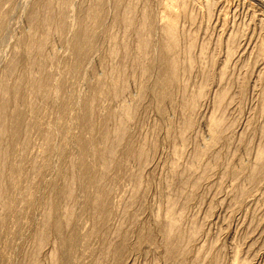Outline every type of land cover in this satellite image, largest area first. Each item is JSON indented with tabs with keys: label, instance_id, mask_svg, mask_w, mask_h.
<instances>
[{
	"label": "rangeland",
	"instance_id": "374dc122",
	"mask_svg": "<svg viewBox=\"0 0 264 264\" xmlns=\"http://www.w3.org/2000/svg\"><path fill=\"white\" fill-rule=\"evenodd\" d=\"M11 1L13 3L10 0H0L1 13L8 16V22L0 28V83L12 61L22 58L24 47L20 41L29 34L30 23L27 18L36 9L33 6H36L37 0ZM73 1V4L78 5L74 4V9L69 10L68 16L70 24H73L71 27L75 28L74 21L79 16L77 6H89L93 0ZM180 2L182 3L181 0H123L114 8V2L110 0L108 23L105 26L107 29L101 33L102 41L96 49L98 51L94 52V58L98 62L101 57H106L105 67L87 64L85 73L74 78L63 72L61 61L56 60L55 66H48L49 71L46 69V72L51 75L53 88L55 90L60 86V91L57 97L56 93L47 102L38 99L36 106H40L37 109L39 113L26 118L28 130L24 139L28 141V149L14 155V159L18 156L15 163L22 162L23 167V172L18 175L20 178L16 177L15 182L22 181L16 182L14 191L12 187V192L9 190L7 193V198L10 196L12 200L5 197L0 201V264H31V260L32 264H52V254L55 252H60L59 257L62 255L58 264H264V175L261 174L257 184L247 181L251 168L256 165V154L264 147V0H187L184 8L179 5ZM129 5L135 8V18L131 22V33L123 37L124 25L113 27L112 24L115 15L122 16ZM144 11L153 15L156 36L154 38L153 34L150 39L154 45L159 47L158 42L162 39L160 29L168 22L175 21L179 37L174 54L179 58L181 72H184L180 75L181 80L179 78L182 85L178 83L180 86L174 88V105L163 110L164 114H161L162 111L155 103L153 93L148 92L157 72L152 70L154 74L148 77V81L140 71L133 69L131 59L123 57L124 42L121 41L124 38L132 54L136 53L137 38L134 30ZM163 17L166 18L165 21ZM111 32L119 38L114 46L119 50L118 56L114 59L108 57V51L112 48L109 41ZM51 45L57 55L65 49V45L59 42L54 41ZM49 53L53 57L52 51ZM189 60L193 63V69L185 68ZM118 65H121L126 74V81H120L119 84H126L127 87L122 88L127 89L122 91L124 96L121 93L120 97H101L97 101L94 127L102 130L107 126V131L113 134L118 115L112 116L114 119L109 116L108 119L109 113L118 114L124 101V104L137 106L134 118L127 125V142L124 141L120 148L121 153L118 151V161H122V153L129 147L130 150L132 147H136L134 150L145 148L143 150L149 156L142 162L129 160L114 173L118 178L104 181L108 192L110 190L108 201L114 206L111 220L102 225L97 224L93 218L86 220L79 217L83 211L82 196H85V191L82 190V179L78 177V157L81 156V150L76 126L80 122L78 111L81 109V98L83 100L91 95L97 79L109 76L111 70H116ZM19 66L12 73V79L20 77L24 62ZM154 69L157 70V67ZM138 83H144L148 88L143 98H139ZM203 88L206 92L193 115V127L185 132L186 135L182 134L180 129L185 116L182 104ZM223 90L226 99L224 98V107L221 108L217 106L216 97ZM68 99H73L70 104L72 116L69 114L61 120L60 103ZM213 116L223 121L218 132L220 140L212 147L214 151L211 148L194 160L197 151H203L209 140L207 132ZM104 119L108 123L105 127L101 123ZM225 128L229 130L225 131ZM49 129L53 131V136L51 153L48 155L44 151V136ZM83 136L86 140L90 137L87 133H83ZM88 159L92 161L93 158ZM69 175L75 176L78 185L75 191L77 200L71 203L74 212L70 223L68 222L70 227L65 221L63 223L64 231L74 235L76 240L64 250L60 248L58 236L49 232L46 243L39 248L36 243L37 232L43 229L44 214L54 210L50 207V200L65 186ZM137 177L142 180L139 188L135 184ZM17 183L19 187H16ZM133 186H137V190ZM5 202L10 204H4ZM64 203L66 207L68 202ZM7 206L9 209H6ZM64 210L62 206L55 214L51 211L52 222L58 221L60 217L63 219ZM167 213L182 217L179 227L185 236L183 247L187 248L184 258L178 255L175 260L166 259L162 231L166 225L164 218ZM193 230L198 231L195 237H191ZM85 235L87 238L84 240ZM119 248L123 249L120 251Z\"/></svg>",
	"mask_w": 264,
	"mask_h": 264
},
{
	"label": "bare ground",
	"instance_id": "6f19581e",
	"mask_svg": "<svg viewBox=\"0 0 264 264\" xmlns=\"http://www.w3.org/2000/svg\"><path fill=\"white\" fill-rule=\"evenodd\" d=\"M122 1L123 0H113L114 8H116L120 3H122ZM181 1H182V3L180 2L179 5L180 6L182 5V8L186 7V1L187 0H181ZM10 2H12V1L10 0ZM73 2H74L73 0H37L35 2L36 6H33V8L35 9V7H36V9L34 11L32 10V12L29 14V18H27L29 20L28 22L30 23L29 34L27 33V35H25L24 38H22V40L20 41V44L23 45V47H24V52H23L22 58L20 57V58H17L16 60L12 61L10 68L8 69V71H6V73L3 76V80L0 83L1 84L0 85V201L7 198L6 195H8L7 193L9 192L10 188H12L16 182L20 181V180H18L15 182L16 177L20 178V177H18V175L21 174V172H23L22 171L23 167H21L22 162L20 164L19 163L16 164L15 159H17L18 156H16L14 159V155L18 151H20V153H21V151L24 152L26 149H28V144H27L28 141L24 139V136L26 135L27 130H28V124L26 121L27 116L28 115H36L39 113V111L37 109L40 106H38V107L36 106L37 105L36 101L38 99H40L44 102L45 101L47 102L54 95H56V93H57V95H56V97H57L58 93L60 91V86L56 87L57 89H55V90L53 88L51 75L49 73H47L49 71L48 66H50L51 64H54V62L56 60H58L59 62L61 61L60 63H62L61 65L63 66V68H62L63 72L66 75L72 76L74 78L75 77H81L85 73L87 64H89V65H100L101 67H105V61H107L106 57L103 55L104 57H101L99 59V62H98L94 58V56H95L94 52L98 51L96 49H98V45L102 41L100 38L101 33H104V29L106 28L105 27L106 23H108L107 19L109 16L108 12L110 11V7H109L110 0H93V2L91 4L89 3L90 4L89 6H81V5L77 6L78 8L76 11H77V14L79 16L77 15L78 17H77L76 21H74V23L76 22L75 28L71 27V25H73V24L72 23L70 24V19L68 16L69 10L74 9L72 7L74 6L75 3L73 4ZM89 2H91V1H89ZM131 2H133V1H131ZM79 3H81V2H79ZM8 4H6V5H8ZM0 5H2V4L0 3ZM75 5H78V4H75ZM9 6H11V5H9ZM172 6H170V7H172ZM134 9H135L134 6L132 7L131 5H129L125 8V11H124L122 16L120 15V17H119V15L118 16L115 15L116 17H114L112 15L114 17V20L112 18L113 27H115L116 25H119V24H122V26L124 25V28H125L124 35L125 36H123V37H127L131 33L130 32L131 31V22L133 20L134 15H135ZM5 10H6V8H5ZM1 12L2 11L0 9V24H1L0 28L3 25H5L6 21L8 22L7 14H2ZM5 12L6 11H4V13ZM142 13H143V15L141 14L142 17L140 16L141 19L139 18L140 22L137 24V28L134 30L135 36L137 38V39L134 38L135 43H137V48H135L136 53L132 54V52H131L132 50L130 49L129 44L127 42H125L124 39H126V38H124L123 40L121 39L122 41L120 40L122 43L124 42L123 47H122L123 52H124L123 57L125 59H131L133 65L131 62L130 63H131V66L134 67L133 69H135V70L137 69L138 70L137 72L140 71L142 77H146L148 79V81L150 80V78H148V77L153 76L152 74L157 72L156 76L153 77L154 78L153 85L151 86V88L149 86L150 89L148 90V92L151 91L153 93L152 95H154V97L156 99L155 103H157V105L159 106V109L162 111L161 112V114H162L163 110L167 109L168 107H169L168 109H170V107L172 105H174L173 104L174 103V95L176 94V91H175V94L173 95L174 88L177 87L179 84H181V83H179V78H180V75L184 73V72L182 73L180 68H179V65H178V59L179 58H177L176 55L174 54L175 47L177 45V41H179V39H178L179 37L177 36V31L175 29L176 28L175 21H173L174 23L168 22L167 25H165L164 27H161V29H160L162 39H160V37H159L160 42H158L159 47H157L156 45H154L152 43L153 41L151 42L152 39H150L151 35H153L156 31V26H155V23H154V20L152 17L153 15H151L150 13L145 12V11ZM168 17H169V15L167 16V18ZM164 18L165 17H163V19ZM165 19H164V21H165ZM170 19H171V17H170ZM102 28H103V30H102ZM111 31L113 32V29ZM105 32H106V30H105ZM112 32L109 34V41L112 43V48H110V50L108 49L109 51L108 50L107 51H108V57L114 59L115 57L118 56L119 50L116 49L114 46H115V44L118 43L119 38L115 34H113ZM131 35H134V34H131ZM149 35H150V37H149ZM178 35H179V33H178ZM155 36H156V34H154V38H155ZM130 37L132 38V36H130ZM54 41L57 43L59 42V43H62L65 45V47H64L65 49H64L63 53H59L60 55H57L54 52V50H52L51 43H53ZM188 41H189V39H188ZM231 43H233V42H231ZM107 44H109V43H107ZM131 45H132V43H131ZM154 46L157 48H155ZM53 48H54V45H53ZM50 51H52L53 57H51V55H50L51 53H49ZM67 54H69V55H67ZM119 55H120V53H119ZM100 56H101V54H100ZM186 58H188V57H186ZM146 60L148 61V63H146ZM123 61L125 62V60H123ZM22 62H24V67H23L22 73H20V75H19L20 77H17V78L14 77V79H12V77H13L12 73L17 71L16 69H18V67H20L19 65ZM188 63H189L188 66L185 68L191 69L193 67V63L190 60ZM54 66H55V64H54ZM118 66L119 67H117L116 70H111V72L109 73V76H105L104 78L97 79L96 84L94 86L95 88H93L94 90L91 93V95H88L90 93L89 92L87 94L88 97L83 98V100L81 98V102H80V104H81L80 108L81 109H80V111H78L79 112L78 116H79L80 122H79L78 126H76V128H78V134H79L78 135L79 136L78 146L81 150V156L78 157L79 158V165H78L79 166L78 167L79 168V172H78L79 176L78 177H80L82 179V181L79 180L80 178L79 179L77 178V180H79L81 182V186L83 188L82 190L85 191V196H82L84 198V199H82V204H83L82 210L83 211L82 212L80 211L81 216H79V217H80V219H86V220H89L90 218L92 220V218H93V220H95L97 224H102V225H106L111 220V217H112L111 214L113 215L112 209L114 206V205H112V203H110L108 201L110 199L108 196H111V195H108L110 190L108 192V188L105 186L106 182L104 183V181L114 180L115 178H118V177H116V174H114V173L118 172L117 170H119L121 167L123 168L124 163H128L129 160H139L142 162V161L146 160L149 156L145 152L146 149L143 148L144 146L142 148L145 150L139 149V148H138L139 150L138 149L134 150L136 147L134 149L132 147L130 150L129 149L130 147H129L128 150L125 149L126 151L124 150L125 152L122 153V156H121L122 161H118L120 158L118 156V153L120 152L119 150L121 147H123L122 145H123L124 141H126V137L128 134L127 125L134 118V115L136 114V107L137 106L135 107L132 104L129 105L130 103L124 104V103H126L124 101L122 108L118 114L115 112L109 113L108 119H109V116H110V118L114 119V117H112V116L118 115V117H116V119L118 118L117 119L118 122L117 123L114 122L116 124V128H115L113 134H111V132L109 133L106 129V127H107L106 125L108 124L107 119H104L103 121H101V123L103 124L102 126H104V127L106 126L104 129L97 130L94 127L93 120L95 118V115L97 114V113L95 114V106H96L97 101L98 100L100 101L101 97L103 98V97L111 96V97L116 98L127 87L125 84L124 86H126V87L122 88L124 86H120V84H119L120 81H126V79L124 78L126 74L123 71L121 65H118ZM155 67H157V70L154 69ZM59 68H61V66ZM20 69H22V68H20ZM109 69H111V67ZM105 70H107V69H105ZM124 70H126V69H124ZM152 70H154V73ZM105 72H107V71H105ZM132 75H131V77H132ZM222 75H224V74H222ZM208 76H210V72H209ZM133 77H134V75H133ZM181 78H180V80H181ZM132 80L133 79H131V81ZM144 82H145V80H144ZM145 83H147V82H145ZM138 84H139V88H138L139 98H143L146 95L148 88L144 85V83L143 84L138 83ZM134 85H135V83H134ZM204 89L205 88L199 89L198 91H196L195 94L193 93L192 97L189 96L191 99H189V97H188L189 100L187 99V101L182 104V108L184 110L185 116L183 115L184 116V122H183L182 128L180 129V133L185 134L186 131H188L189 129H191L193 127V124H194L193 115L195 114V112L198 108V104L200 102V99L203 97L204 93L206 92V90L204 92ZM224 91L225 90H223V92L222 91L219 92L221 94H219L218 97H216L218 107H221L224 105L223 104L224 98L226 97ZM123 94L124 93H122V95ZM71 101H73V99H70V100L68 99L67 101L60 103L61 104L60 105V116L59 115L58 116L60 117L61 120H64L69 114H71V116H72V112L70 109ZM214 116H216V115H214ZM214 116L211 117L212 119L209 122V128H208V132H207V136H208L209 140L207 139L208 142L204 145L205 149L203 151H197L198 153L196 154L194 160H197L198 158H200L201 154H206L215 145V143L219 142L218 141V139H219L218 132L220 131V128L222 126L221 124H223L222 123L223 121L221 122V120L218 117H214ZM35 117H37V116H35ZM116 119H115V121H116ZM50 129L48 131L46 130L47 132L45 133V136H44V140H45L44 144L46 146V148H44L45 149L44 151H47L48 155L51 153V145L50 144H51V141H52L51 139L53 136V131ZM227 129L225 128V131ZM172 132H174V131H172ZM83 133H87L90 136L89 139L86 140L83 136ZM219 136H221V134ZM186 137H188V136H186ZM184 138H185V136H184ZM204 142H205V140H204ZM128 145H129V143H128ZM212 150H213V148H212ZM175 151L177 152L176 149H175ZM257 153L258 154H256L257 155L256 156V161H257L256 165H255V167H253L254 169L251 168L252 172H251V174L247 180L251 184L252 183L253 184L259 183L258 180H259L261 174L264 175V147H261L259 152H257ZM20 157H21V155H20ZM90 157L93 158L92 161L94 163L88 159ZM140 164H142V163H140ZM26 169H28V168H26ZM239 172H238V174H239ZM235 173H237V172H235ZM73 175H74V173H73ZM73 175H71V176L69 175L70 176V177H68L69 180H67L65 183V186L62 187L60 189V191L57 192V196L54 195L52 201L49 199L51 202L50 207L52 209H54L55 211L50 210V212H46L44 214V217L42 220L43 221V227H42L43 229L40 232H37L38 234H37L36 243H37V246L39 248H41V246H43L46 243V239H47V236H49L48 235L49 232H54L58 236V239L60 240V248H62L64 250H67V246L70 243H72L75 239L74 235L67 234L65 232L66 230L64 231V223H63V221H65V224H68V222L70 223L71 218H72V214L74 212L73 209L71 208L72 207L71 203L75 202L77 200V196L75 195L77 183H76L75 176H73ZM77 175L78 174H76V176ZM127 175H129V174H127ZM131 176H133V175L131 174ZM25 177H27V175ZM138 177L136 178V183H135V184L139 185L138 187L136 186L137 188H139L140 185L142 184V180ZM203 178H204V176H203ZM24 180H25V178H24ZM108 182H110V181H108ZM194 183H196V182H194ZM110 184H111V182H110ZM184 184H186V183H184ZM16 187H19L18 183H17ZM16 187H15V190H16ZM133 187H135V186H133ZM136 187H135V189H136ZM13 189H14V187L12 188V190ZM12 190H10V191L12 192ZM84 191H83V193H84ZM51 194L53 195V193H51ZM241 195H243V194H241ZM135 196H138V194ZM27 197H28V195H27ZM133 197H134V195H133ZM131 198H132V196H131ZM10 200H12V199H10ZM54 200H55V203H54ZM4 201H6V200H4ZM64 202H68V203H66L67 204L66 207H65V205H63ZM6 203L7 202H5L4 204H6ZM171 203H173V201ZM4 204H2V205H4ZM7 204H10V203L8 202ZM69 204H71V205H69ZM174 204L175 203H173V205ZM62 206H64V208H65L64 218L61 219V217H60L59 218L60 220L58 219V221H55L53 219V221H55V222H52L51 211L54 212V214H55V212L59 211V209ZM10 207H11V205H10ZM7 208L9 209L8 206L6 207V209ZM169 209L170 208H168V210ZM10 210H11V208H10ZM175 212H173V213H175ZM173 213H167L166 217L164 218L165 223H166V225H164L165 228H163L164 229L163 231L161 230L163 232L162 235H163V238L165 241L164 243H165L166 259L169 261L175 260V257H177L178 255H180V257H181V256L187 254V252H186L187 248L183 247V246H185V245H183L184 240H185L184 239L185 236H184V233L181 231V228L179 227V223L181 221L180 219L182 217L181 216L176 217V215L174 214L175 215L174 216ZM60 215H62V214H60ZM62 217H63V215H62ZM161 220H162V218H161ZM183 220H182V223H183ZM162 221H164V220H162ZM159 224H162V223L160 222ZM67 226H69V224ZM65 228L68 229V227H66V226H65ZM91 232H93V231H91ZM197 232L198 231L193 230L191 233L192 234L191 237H195L194 235H197ZM83 238L85 240V238H87V235H85ZM191 240H192V238H191ZM37 246H36V248H37ZM187 247H188V245H187ZM119 249L121 251L123 248H119ZM58 254L60 255V252ZM58 254L56 252L52 254V264H58L59 258H62V255H61V257H59ZM34 257H36V256H34ZM180 257L178 259H180ZM63 258H64V256H63ZM183 258H184V256H183ZM32 263L33 262L31 260V264ZM61 263H63V260Z\"/></svg>",
	"mask_w": 264,
	"mask_h": 264
}]
</instances>
